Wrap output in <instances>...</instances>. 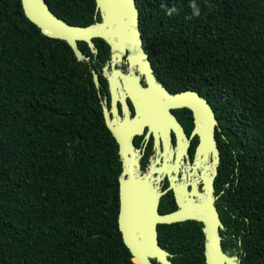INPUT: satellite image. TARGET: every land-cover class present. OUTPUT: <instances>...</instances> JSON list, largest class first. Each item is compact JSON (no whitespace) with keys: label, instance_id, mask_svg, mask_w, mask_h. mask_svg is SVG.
Masks as SVG:
<instances>
[{"label":"trees","instance_id":"trees-1","mask_svg":"<svg viewBox=\"0 0 264 264\" xmlns=\"http://www.w3.org/2000/svg\"><path fill=\"white\" fill-rule=\"evenodd\" d=\"M70 25L94 0H44ZM143 48L170 92L214 108L220 164L241 215V264H264V0H135ZM81 42L98 74L109 46ZM91 65V64H90ZM99 77V76H98ZM88 62L0 0V264H135L118 229L117 143Z\"/></svg>","mask_w":264,"mask_h":264},{"label":"water","instance_id":"water-1","mask_svg":"<svg viewBox=\"0 0 264 264\" xmlns=\"http://www.w3.org/2000/svg\"><path fill=\"white\" fill-rule=\"evenodd\" d=\"M94 2L95 14H99L100 20H96L95 16L94 23L88 26H75L53 14L44 0H20L24 16L40 30L41 34L66 42L79 62L89 61L81 51L79 43H85L90 52L96 55L97 48L93 40L104 41L109 46L110 56L103 67V73L107 77L113 100L118 98L116 90L120 86L121 79L128 77L127 96L136 108H139V104L143 106L144 111L137 108V115L133 118L127 113L126 118L129 121L118 129L112 124L109 113L103 105L105 125L119 146L121 173L118 178L117 223L123 244L129 250L135 264H152L151 259L154 258L163 264H171L166 260V253L157 245V225L176 219L193 220L203 225L207 257L224 255L219 235V230L223 226L215 207L214 194V180L220 164V153L215 140L218 123L211 106L192 90L170 94L155 78L151 62L143 48L135 0H94ZM122 62L128 65V74L122 73L119 69ZM91 73L94 85L99 89L98 75L94 70H91ZM140 75L144 76L146 87L141 85ZM121 99H126V96L122 95ZM159 99H166L176 104L175 107L185 106L193 111L195 121L200 124L198 132L201 142L198 150L202 157L201 163L202 165L205 163L206 168L211 166V170L206 173L202 170L204 193L199 196L200 202L189 203L182 212L163 216L159 214L158 206L164 193L159 190L158 179L154 177L152 168L149 172L141 171V156L132 143L134 135L137 134L136 129L139 128L135 123L139 119L138 116H152L154 105ZM168 113L165 108L164 116ZM179 215L181 216L178 217ZM229 260L235 262L233 257Z\"/></svg>","mask_w":264,"mask_h":264},{"label":"flooded vegetation","instance_id":"flooded-vegetation-1","mask_svg":"<svg viewBox=\"0 0 264 264\" xmlns=\"http://www.w3.org/2000/svg\"><path fill=\"white\" fill-rule=\"evenodd\" d=\"M96 62L100 63L99 59H89V69L92 70V65L96 67ZM105 63L98 68L97 72L99 76L98 94L102 107L105 105L109 113L112 124L121 129V126L129 121H127L126 114L128 113L131 118L135 117L138 107L136 108L133 101L127 96L129 84L125 80H128V77L121 79L120 86L116 90L118 98L113 100L107 77L103 73ZM119 69L122 73H125V69L127 71L125 74L129 73L128 65L124 62L121 63ZM153 74L155 76L154 69ZM140 83L146 87L143 75H140ZM168 92L173 94V92ZM122 95H125L126 99H121ZM208 104L218 123L215 130V140L218 146L217 134L220 126L214 108L209 102ZM175 105L166 99H159L154 105L152 116H138L139 119L135 123L139 125V128L136 129L137 134L132 139L135 150L141 156V171L149 172L152 168L154 177L158 179L159 190L164 193L158 206V212L162 216L182 212L189 203H199V196L204 193L202 157L198 150L201 142L198 132L200 124L195 121L190 108L175 107ZM139 108L142 112L144 111L141 104H139ZM165 108H167V113L169 110L167 116L163 114ZM117 148L119 149L118 144ZM232 189L233 186L230 182L225 183L221 188V181H216L215 178V207L223 226L219 230V235L224 255L207 257L203 225L200 222L176 219L169 223L161 222L156 229L157 245L166 253V260L171 264H241L240 244H235L241 239V234H239L241 233V215L238 210H235L230 199L229 193L232 192ZM231 257L235 258V262L229 260ZM151 263L163 264L156 258L151 259Z\"/></svg>","mask_w":264,"mask_h":264},{"label":"bare ground","instance_id":"bare-ground-1","mask_svg":"<svg viewBox=\"0 0 264 264\" xmlns=\"http://www.w3.org/2000/svg\"><path fill=\"white\" fill-rule=\"evenodd\" d=\"M125 78V77H124ZM128 80H125V82H127ZM205 163L203 164V165H201V167H202V170H204V172L206 173V172H208L209 170H211L210 168H211V166H210V168H206L205 166Z\"/></svg>","mask_w":264,"mask_h":264},{"label":"rangeland","instance_id":"rangeland-1","mask_svg":"<svg viewBox=\"0 0 264 264\" xmlns=\"http://www.w3.org/2000/svg\"><path fill=\"white\" fill-rule=\"evenodd\" d=\"M124 72H125V73L127 72L126 69L124 70Z\"/></svg>","mask_w":264,"mask_h":264}]
</instances>
